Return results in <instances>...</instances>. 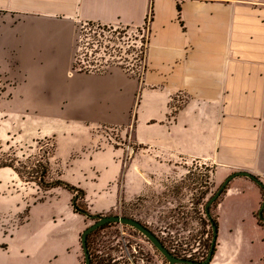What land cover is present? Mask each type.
<instances>
[{"label": "crops", "instance_id": "0c3cea01", "mask_svg": "<svg viewBox=\"0 0 264 264\" xmlns=\"http://www.w3.org/2000/svg\"><path fill=\"white\" fill-rule=\"evenodd\" d=\"M80 23L146 26L144 75L74 68ZM0 69L18 75L25 97L59 123L42 134L54 138V159L68 131L81 136L75 148L85 152L59 178L93 212L140 196L192 161L211 170L215 188L236 171L264 184V0H0ZM106 129L129 136L134 154L126 157ZM52 190L32 208L68 217L65 232L77 235L72 193ZM263 197L248 177L227 183L210 208L217 239L208 264H264ZM231 239L236 262L225 254Z\"/></svg>", "mask_w": 264, "mask_h": 264}, {"label": "rangeland", "instance_id": "374dc122", "mask_svg": "<svg viewBox=\"0 0 264 264\" xmlns=\"http://www.w3.org/2000/svg\"><path fill=\"white\" fill-rule=\"evenodd\" d=\"M107 27L102 31L96 24L77 25L74 68L106 72L114 66L137 65L138 59H143L144 52H139V49L143 48L142 42L148 40L146 26L137 29ZM0 73L7 74L10 82L0 99L2 150L15 159V165L22 171L37 169V161L47 166V184L59 179L60 174L69 175L72 161L85 152L83 147L75 148L81 140V136H77L79 133L68 131L64 135L66 150L60 155L61 160L54 159V138L42 137V134L58 128L59 123L44 115V110L37 107L35 100L25 97L18 75L4 69H0ZM106 130L110 141L119 145L120 133ZM59 138L60 154L62 138ZM184 168L181 173L160 180L140 196L117 203L105 212L89 210L79 193L70 192L72 199L76 198L78 209L90 214L134 218L154 232L175 256L201 261L208 253L212 238L204 206L217 188L213 186L211 170L203 164L192 161ZM24 176L10 167L0 168V264H58L54 254L66 257L65 264H84L80 234L93 221L76 212L79 217L76 222L80 226L78 234L74 236L69 231L65 232L68 217H56L40 207L33 209L32 205L47 201L52 188L68 189L43 186L37 179L29 178L27 174ZM234 242L231 239L225 243V254L236 262L238 255H234L235 250L232 249ZM87 246L91 264H168L139 231L124 224L110 223L96 229L88 235Z\"/></svg>", "mask_w": 264, "mask_h": 264}, {"label": "water", "instance_id": "95a60500", "mask_svg": "<svg viewBox=\"0 0 264 264\" xmlns=\"http://www.w3.org/2000/svg\"><path fill=\"white\" fill-rule=\"evenodd\" d=\"M235 176H245L253 180L256 184H258L264 192V184L263 182L256 177L255 175H252L251 173H248L246 171H236L234 173H231L228 177L224 179V181L221 183V185L216 189V191L209 197V199L206 201L204 206L205 215L207 216L210 225H211V231H212V238L210 242V246L208 249V253L206 257L201 260L197 261L190 258H183L178 257L172 254L162 243V241L157 237V235L152 232L146 225L142 224L140 221L127 217V216H121V215H100V214H88L85 213L87 217H89L91 220H93V223H91L89 226H87L80 234V245L83 252L84 257V264H91V258L90 253L87 246V237L90 233H92L94 230L102 227L103 225L107 223H119L128 225L137 231H139L162 255L163 257L168 261V264H208L211 259L212 255L214 253L215 243H216V237H217V226L215 222L212 219L211 213H210V207L215 202V200L218 198V196L221 194L227 183ZM263 210H264V197L261 203V206L258 210V217L262 219L263 217Z\"/></svg>", "mask_w": 264, "mask_h": 264}, {"label": "trees", "instance_id": "16d2710c", "mask_svg": "<svg viewBox=\"0 0 264 264\" xmlns=\"http://www.w3.org/2000/svg\"><path fill=\"white\" fill-rule=\"evenodd\" d=\"M146 24H147V21H146ZM82 70V69H80ZM84 71V70H82ZM87 71V70H85ZM10 84L9 80L6 78V75L0 73V99L2 97V94L3 92L6 90V87ZM36 166H37V169H31L29 171H22L19 167H17L15 165V159H13L12 157H10L8 155L7 152H4L2 150V147L0 145V168L1 167H10L12 168L18 175L22 176V177H26L24 176V174H27V176L29 178H32V179H37V182L43 186H48V187H55V186H64L66 187L69 191L71 192H77L79 193L80 195V190L76 189L75 187L73 186H69L67 183L63 182L60 178L57 179L56 181H54L53 183L51 184H47L45 183V176L48 172V168L47 166L43 165L40 161H37L36 163ZM27 177V178H28ZM75 200L76 198H73L72 201H71V206H72V209L73 211L76 213V212H79L83 215H85V213H88L86 210H83V209H78L77 206H76V203H75ZM90 214V213H88ZM86 216V215H85ZM89 218V217H88ZM213 221L216 223V220L212 217ZM257 220L258 222L260 223V225L264 226V210H263V217L262 219L258 217L257 215ZM4 247V246H3Z\"/></svg>", "mask_w": 264, "mask_h": 264}, {"label": "built area", "instance_id": "2783aa9c", "mask_svg": "<svg viewBox=\"0 0 264 264\" xmlns=\"http://www.w3.org/2000/svg\"><path fill=\"white\" fill-rule=\"evenodd\" d=\"M96 26L98 28H100L102 31L105 30V26L104 25L96 24ZM107 28H109V26ZM142 46H143V48L139 49V52H141V53L144 52L143 59L139 58L138 59L139 63L137 65L129 64V65H124V66L121 67L128 74H130L132 76H135L137 78H141L144 75V72H145L144 57H145V50H146V47H147V40L145 41V43L142 42ZM87 71L97 72V71H93V70H90V69H87ZM112 130H115L117 132V129H112ZM120 138H121V141H118V144L123 147L124 151L126 152V157H130L132 154H134V152L136 150L134 144L131 142L129 136H127L126 138H122V137H120ZM110 139L111 138L109 137V140ZM111 143H113V142L111 141Z\"/></svg>", "mask_w": 264, "mask_h": 264}, {"label": "flooded vegetation", "instance_id": "af4514ba", "mask_svg": "<svg viewBox=\"0 0 264 264\" xmlns=\"http://www.w3.org/2000/svg\"><path fill=\"white\" fill-rule=\"evenodd\" d=\"M93 221V220H92ZM107 224H110V223H107ZM106 225V224H105ZM104 226V225H103ZM95 231V230H94ZM155 248V247H154ZM156 249V248H155Z\"/></svg>", "mask_w": 264, "mask_h": 264}]
</instances>
